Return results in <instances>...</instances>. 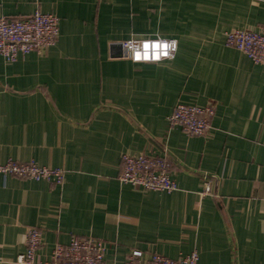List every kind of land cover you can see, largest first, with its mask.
<instances>
[{
  "label": "crops",
  "instance_id": "crops-1",
  "mask_svg": "<svg viewBox=\"0 0 264 264\" xmlns=\"http://www.w3.org/2000/svg\"><path fill=\"white\" fill-rule=\"evenodd\" d=\"M36 10L57 15L60 34L42 53L0 56V166L34 161L65 181L0 173V264H17L30 227L38 260L75 235L103 241L107 264L135 251L264 264V64L225 43L263 29L264 0H0V17ZM155 33L177 41L174 58L135 63L114 47ZM208 103L205 136L169 128L177 104ZM126 154L166 157L178 190L120 183Z\"/></svg>",
  "mask_w": 264,
  "mask_h": 264
},
{
  "label": "built area",
  "instance_id": "built-area-1",
  "mask_svg": "<svg viewBox=\"0 0 264 264\" xmlns=\"http://www.w3.org/2000/svg\"><path fill=\"white\" fill-rule=\"evenodd\" d=\"M59 34L60 19L54 13L36 10L22 18H10L3 15L0 17V56L6 62L13 63L19 57L30 53H42L56 45ZM157 39L135 40L139 43ZM161 40L173 41V39ZM127 41L120 45L125 56L131 59L130 53L125 51ZM225 43L228 47L244 53L254 64H264V27L259 32L242 29L227 31ZM177 49L176 41V48L174 51L170 50L169 56L162 57L159 61L149 60L135 63H157L172 59ZM215 112L216 107L213 103L204 106L177 104L168 117V125L169 128L180 127L190 137L205 136L212 128ZM170 171L171 163L166 157L126 154L122 157V172L119 175V181L124 185L148 191L171 193L178 190V185L172 179ZM0 173L20 179L45 181L55 186H62L65 181L64 169L40 166L34 161L17 162L10 159L0 166ZM210 191L211 186L207 181L202 195H207ZM42 236V231L36 227L27 229L26 249L17 258V264H107L105 261L106 246L103 241L93 237L81 238L75 235H71L67 244L57 243L48 259L38 260L37 254L42 243ZM140 257L141 253L135 251L125 264H198L199 261L197 251L176 259L153 254L150 259L142 262Z\"/></svg>",
  "mask_w": 264,
  "mask_h": 264
},
{
  "label": "clouds",
  "instance_id": "clouds-1",
  "mask_svg": "<svg viewBox=\"0 0 264 264\" xmlns=\"http://www.w3.org/2000/svg\"><path fill=\"white\" fill-rule=\"evenodd\" d=\"M155 35L158 38L156 41H140L139 43L135 39L127 41L125 51L130 53L133 62L159 61L162 57L169 56L170 50H175L176 41H163L159 39V33Z\"/></svg>",
  "mask_w": 264,
  "mask_h": 264
},
{
  "label": "water",
  "instance_id": "water-1",
  "mask_svg": "<svg viewBox=\"0 0 264 264\" xmlns=\"http://www.w3.org/2000/svg\"><path fill=\"white\" fill-rule=\"evenodd\" d=\"M117 46H120L121 47V45H114V47H117Z\"/></svg>",
  "mask_w": 264,
  "mask_h": 264
}]
</instances>
